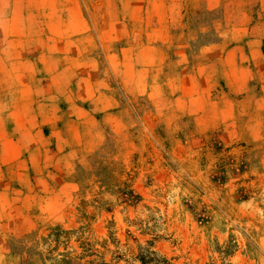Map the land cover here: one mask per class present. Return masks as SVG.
<instances>
[{
  "label": "rangeland",
  "instance_id": "374dc122",
  "mask_svg": "<svg viewBox=\"0 0 264 264\" xmlns=\"http://www.w3.org/2000/svg\"><path fill=\"white\" fill-rule=\"evenodd\" d=\"M0 264H264V0H0Z\"/></svg>",
  "mask_w": 264,
  "mask_h": 264
},
{
  "label": "crops",
  "instance_id": "0c3cea01",
  "mask_svg": "<svg viewBox=\"0 0 264 264\" xmlns=\"http://www.w3.org/2000/svg\"><path fill=\"white\" fill-rule=\"evenodd\" d=\"M169 17H172V14L171 13L169 14Z\"/></svg>",
  "mask_w": 264,
  "mask_h": 264
}]
</instances>
